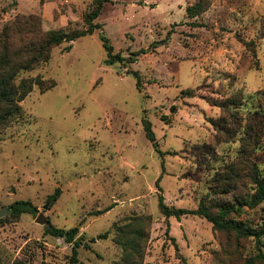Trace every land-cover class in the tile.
Returning a JSON list of instances; mask_svg holds the SVG:
<instances>
[{
	"label": "rangeland",
	"instance_id": "obj_1",
	"mask_svg": "<svg viewBox=\"0 0 264 264\" xmlns=\"http://www.w3.org/2000/svg\"><path fill=\"white\" fill-rule=\"evenodd\" d=\"M196 1L110 0L95 20L102 29L20 74L56 85L45 93L35 86L21 102L24 115L0 129V209L18 200L38 208L0 218V264H73V245L48 234L39 213L78 228V264H246L255 256L254 240L198 215L167 217L158 206L160 194L187 210L230 199L220 176L237 156L246 118L257 117L254 89L264 83V0H211L189 19ZM93 2L0 0V30L20 14L39 16L45 31L84 29ZM100 33L115 54L137 61L107 65ZM128 69L140 73L141 91ZM229 98L236 106L211 103ZM257 156L264 168V150ZM242 215L261 223L264 202Z\"/></svg>",
	"mask_w": 264,
	"mask_h": 264
},
{
	"label": "trees",
	"instance_id": "obj_2",
	"mask_svg": "<svg viewBox=\"0 0 264 264\" xmlns=\"http://www.w3.org/2000/svg\"><path fill=\"white\" fill-rule=\"evenodd\" d=\"M110 0H94L92 6L84 13V29H76L70 32L45 31L42 21L36 15H17L12 22L3 25L0 30V129L8 127L14 121L24 115L21 102L37 86L41 93L52 89L56 82L37 77H20L22 72L32 71L35 68L47 63L51 59L54 48L67 42L66 51H70L73 42L81 37L92 35L102 29V24L95 20L102 14L104 7ZM211 0H198L186 9L189 19L197 20L210 7ZM100 41L106 52L105 63L112 65L119 62L123 67H128L130 62H136L137 54L126 58L121 53H114V48L109 39L102 33L99 34ZM166 39L154 45H162ZM155 47V46H154ZM137 79L136 86L142 90V78L139 72L128 69ZM190 93L191 91H185ZM184 94V91H182ZM258 105L253 116L246 118L244 133L240 149L236 158L226 165V171L220 176L224 182V192L230 195V199L216 202L214 205L201 203L198 208L187 210L168 206L163 195L158 196L160 211L167 217L180 218L182 215H198L212 223L214 230L233 233L241 239H252L255 242L257 253L248 259L246 264H264V218L261 223L253 224L243 217L245 208L254 209L264 202V168L258 164V151L264 150L261 138L264 136V89L256 94ZM233 100V99H232ZM230 98L224 102H211L212 105L222 110L236 103ZM175 107H172V111ZM241 124V122H240ZM144 131L147 138L152 142L155 150L162 156L159 143L151 129V124L144 121ZM160 178L157 180L159 183ZM61 195V189L57 187L52 195L48 197L50 204L55 203ZM10 215L14 218L24 213L36 214L37 206L30 201L18 200L10 206ZM1 220V219H0ZM46 232L55 237H63L66 242L73 245V264H78V248L82 240L76 239L78 228L62 229L48 224ZM87 247H89L86 244ZM135 249V247H133ZM13 264H26L22 260H16Z\"/></svg>",
	"mask_w": 264,
	"mask_h": 264
},
{
	"label": "water",
	"instance_id": "obj_3",
	"mask_svg": "<svg viewBox=\"0 0 264 264\" xmlns=\"http://www.w3.org/2000/svg\"><path fill=\"white\" fill-rule=\"evenodd\" d=\"M47 208V205L44 206V209ZM11 209L9 206H4L3 208L0 209V218L4 217L7 214H10ZM36 222L42 225H48L49 221L48 219L44 216L43 213H39V215L36 218Z\"/></svg>",
	"mask_w": 264,
	"mask_h": 264
},
{
	"label": "crops",
	"instance_id": "obj_4",
	"mask_svg": "<svg viewBox=\"0 0 264 264\" xmlns=\"http://www.w3.org/2000/svg\"><path fill=\"white\" fill-rule=\"evenodd\" d=\"M259 82V81H258ZM257 82V83H258ZM251 84H253V83H251ZM259 84V83H258ZM264 89V83L263 84H261V85H259V87L257 88V89H254V92L255 91H261V90H263Z\"/></svg>",
	"mask_w": 264,
	"mask_h": 264
}]
</instances>
